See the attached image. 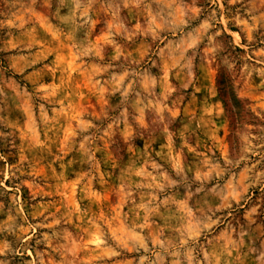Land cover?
<instances>
[{
    "label": "rangeland",
    "instance_id": "374dc122",
    "mask_svg": "<svg viewBox=\"0 0 264 264\" xmlns=\"http://www.w3.org/2000/svg\"><path fill=\"white\" fill-rule=\"evenodd\" d=\"M0 264H264V0H0Z\"/></svg>",
    "mask_w": 264,
    "mask_h": 264
}]
</instances>
